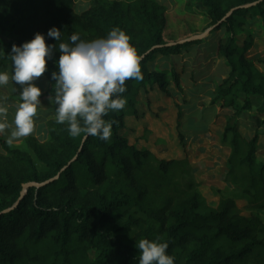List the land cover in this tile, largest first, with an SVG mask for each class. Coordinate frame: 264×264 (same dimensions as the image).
<instances>
[{"label": "trees", "instance_id": "1", "mask_svg": "<svg viewBox=\"0 0 264 264\" xmlns=\"http://www.w3.org/2000/svg\"><path fill=\"white\" fill-rule=\"evenodd\" d=\"M194 1L211 33L226 35L217 55L228 72L210 104L229 112L226 180L250 215L232 197L208 204L186 154L166 160L130 143L126 120L140 119L142 91L181 89V75L154 62L203 43L170 45L165 4L91 0L78 13L75 0H0L1 77L23 69L31 90L7 92L0 107L19 101L21 132L42 122L48 133H22L16 145L0 131V264H264V119L252 136L241 130L254 99L264 101V59L249 56L253 34L242 44L238 35L248 18L264 22V0Z\"/></svg>", "mask_w": 264, "mask_h": 264}, {"label": "rangeland", "instance_id": "2", "mask_svg": "<svg viewBox=\"0 0 264 264\" xmlns=\"http://www.w3.org/2000/svg\"><path fill=\"white\" fill-rule=\"evenodd\" d=\"M75 1L78 13L90 6L89 2L80 7L79 4L84 1ZM159 1L165 4L169 10L167 41L176 44V42L184 41L187 37L188 39L195 37L209 29L205 8L200 3L194 0ZM247 21L248 27L244 29V33H238L239 37L243 38V35L249 33L260 36L257 41L258 52L264 54V22L262 18L260 15H255ZM219 35V32L211 33L202 40V45L186 49L178 55H171L168 59H162L157 63L158 66H155L157 69L167 70L170 74L175 69L181 75V89L176 90L173 85L171 86L173 98L160 94L157 88L148 94L142 91L138 111L139 118L143 116V120L136 122L133 118L128 117L131 121L128 122L127 134L131 143L138 149L150 148L162 159L183 158L186 154L193 167L196 180L200 184L199 188L203 199L208 204L215 206L222 198L232 197L236 201L239 211L248 216L250 212L246 209L247 201L242 190L228 185L226 180V163L230 148L227 145H222L220 140L225 125V116L219 111L218 106L215 108L210 104L216 95L217 87L228 71L225 60L217 55ZM259 68L264 70L262 65H259ZM22 70L19 69L17 74H12L9 80L7 76L1 77L0 74V97L7 92L15 91L17 100L31 93V90L27 88L28 81L24 78ZM38 86L37 92H43L47 88L44 83L38 84ZM58 99L59 96H56L53 103L49 102L48 106L55 107L58 104ZM148 102L150 103L148 104ZM176 103L179 104L183 113L181 132L185 137V148L178 138L176 129L179 109ZM254 104L252 118H254L253 121L259 123H253L255 125L253 129H249L248 123H242L241 130L248 136H252L254 132L258 131L259 124L264 119V115L256 111L257 108L264 107L263 99H254ZM55 111L53 115L59 109ZM24 114L25 109L19 101L0 107V131L16 145H21L19 138L23 132L28 134L30 131L29 134L37 137L41 134L44 135L43 132L40 133L43 127L39 122L35 128L25 129L21 132L19 127L25 126L24 121L21 122L22 124L20 123V120L24 119ZM250 120L252 119L250 118ZM250 120L248 118V122ZM263 130L260 127L259 156L261 158H264ZM261 216L264 219V212Z\"/></svg>", "mask_w": 264, "mask_h": 264}, {"label": "crops", "instance_id": "3", "mask_svg": "<svg viewBox=\"0 0 264 264\" xmlns=\"http://www.w3.org/2000/svg\"><path fill=\"white\" fill-rule=\"evenodd\" d=\"M84 1V3H81V4H79V6L80 7H83L84 5H86L87 3H89V2H91V0H83ZM78 6V7H79ZM205 11H206V9H205ZM249 19V18H248ZM248 22V21H247ZM222 33V34H221ZM242 33H244V32H242ZM219 37H218V41H217V48H218V42L220 41V39H224L225 37H226V35L223 33V32H219ZM249 34H252V33H249ZM246 35H248V34H245V35H243L244 37L243 38H241V37H239V41H240V44H242V42L247 38V36ZM253 36H254V46H253V48L249 51V56L250 57H252V58H261V59H264V54H261L260 52H258V49H259V44L257 43V41L260 39V36H257L256 34H253ZM203 44V43H202ZM202 44H200V45H202ZM200 45H198V46H200ZM162 59H168V57H160V58H158L157 59V61L156 62H154V66H158L157 65V63H159ZM262 71H264V70H262ZM180 72H183V71H180ZM228 72V71H227ZM32 80H34V79H32ZM5 94H7V93H5ZM215 97V96H214ZM153 105V104H152ZM152 108H153V106H152ZM215 108H217V107H215ZM25 109V108H24ZM37 111V110H36ZM219 111H221V113L225 116V119L227 118V115H228V111H224V110H222L221 108H219ZM4 113H5V111H4ZM252 113L253 112H251V113H249V114H244L242 117H241V129H242V123H248L247 125H248V127H249V129H253V127L255 126V125H253V123H259V122H257V121H253V119L254 118H252ZM26 115H27V111H26V109H25V114H24V119L26 118ZM217 115H219V114H217ZM251 115V116H250ZM248 118H249V120H250V118L252 119V120H250L249 122H248ZM23 119V120H24ZM141 120H143V116L140 118V119H138V120H136V122H139V121H141ZM129 121H131L130 120V118H127V120H126V123H127V128H128V122ZM253 121V122H252ZM39 123H42V122H39ZM132 123V122H131ZM37 123H35L34 125H33V123H31V125H30V127H29V129L31 128H35V125H36ZM225 124H226V120H225ZM40 127V126H39ZM41 127H43V128H41L42 130L40 131V133L41 132H43V134L44 135H42L41 134V136H39V137H37L36 135H35V137H37L38 139H40L41 141H45V140H47V137H48V133H47V129H46V126H45V124L44 123H42L41 124ZM224 127H225V125H224ZM25 130V129H24ZM23 130V131H24ZM243 132V131H242ZM24 133V132H23ZM29 133H30V131H29ZM28 133V134H29ZM244 133V132H243ZM24 134H26V133H24ZM245 134V133H244ZM248 136V135H247ZM130 139V138H129ZM130 143H131V139H130ZM132 145H134L133 143H131ZM148 149H150V148H148ZM229 154H230V149H229ZM229 154H228V157H229ZM227 157V158H228ZM226 170V169H225Z\"/></svg>", "mask_w": 264, "mask_h": 264}, {"label": "water", "instance_id": "4", "mask_svg": "<svg viewBox=\"0 0 264 264\" xmlns=\"http://www.w3.org/2000/svg\"><path fill=\"white\" fill-rule=\"evenodd\" d=\"M254 5H256V4L250 5V6H248V7H252V6H254ZM216 27H217V26H215V27H210V28L207 29L204 33H202V34H200V35H197V36H195V37L189 38V39H187V40L181 41V42H179L178 44L184 45V44L189 43V42H192V41H202V40H204L205 38H207V37L211 34V32L213 31V29L216 28ZM170 45L173 46V45H175V43L170 44ZM102 109H103V108H102Z\"/></svg>", "mask_w": 264, "mask_h": 264}]
</instances>
